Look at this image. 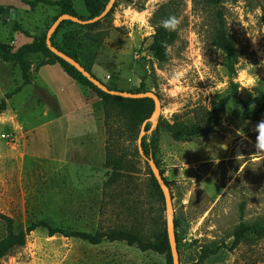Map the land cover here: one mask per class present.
<instances>
[{
  "label": "rangeland",
  "instance_id": "374dc122",
  "mask_svg": "<svg viewBox=\"0 0 264 264\" xmlns=\"http://www.w3.org/2000/svg\"><path fill=\"white\" fill-rule=\"evenodd\" d=\"M74 6L78 15L90 16L84 0ZM126 10L146 13L144 22L131 20ZM59 14L56 7L0 0V42L14 48L30 43L33 38L16 28L44 36ZM100 22L86 52L89 57L97 51L93 74L114 89L151 91L161 100L157 123L147 124L143 139L170 184L180 263L197 264L201 247H217L199 264H264V238L248 236L233 247L241 222L264 220V115L259 122L247 120L236 101L252 112L264 103V0H117ZM70 33L82 37L85 31L64 27L56 43L62 46ZM221 37L237 51L231 67L217 46ZM167 39L174 40L170 46L161 42ZM30 60L32 84L0 112V213L14 219L17 231L43 220L90 234L129 229L156 240L167 215L138 152L142 125L120 99H101L59 64L42 65L43 55ZM241 73L253 83L241 84ZM17 84L18 64L0 59V104ZM6 234L0 219V241ZM12 259L167 264L166 255L126 242L92 245L50 237L43 229L0 264Z\"/></svg>",
  "mask_w": 264,
  "mask_h": 264
},
{
  "label": "trees",
  "instance_id": "16d2710c",
  "mask_svg": "<svg viewBox=\"0 0 264 264\" xmlns=\"http://www.w3.org/2000/svg\"><path fill=\"white\" fill-rule=\"evenodd\" d=\"M23 3L29 5L31 8H36L39 5H46L51 7H56L60 9L59 16L63 14H69L72 16L79 17L83 20L94 18L100 15L106 5L110 0H84L85 6L90 13L89 17H82L78 15L76 8L74 6V0H21ZM58 16V17H59ZM111 16V12L106 16L105 19H108ZM57 17V18H58ZM56 18V19H57ZM54 20V22L56 21ZM101 22H97L94 24L89 25H79L71 21H64L60 24L56 32L52 36V44L54 47L59 49L60 51L66 53L76 61H78L88 72L92 74L95 78L96 77L92 72V66L97 57V51L94 53H90L89 57L86 55V52L92 48L91 40H93L90 32L95 30L100 26ZM68 26L79 27L85 31L82 33V37H79L81 34H73L70 33L67 35L69 40H64L63 45H59L56 43V35L64 28ZM16 31H20L24 33L28 37H32L33 41L27 44H24L18 48H14L9 44L1 43L0 42V59L3 62L11 63L15 62L18 64L21 77H22V84H17L16 89L13 92L7 93L5 99L2 100L0 104V112H3L7 109V100L11 99L14 95L21 92L25 86L32 84V67L33 63L30 60L32 55H43L46 58V61L42 63V65H56L59 64L63 71L74 81L79 83L84 87H88L94 90L101 99H115L118 98L122 102L125 103L126 109L128 113L133 117V120L140 125L147 120H149L154 112L155 104L154 101L150 98H143V99H126L120 98L116 96H111L106 94L105 92L101 91L97 88L93 83H91L86 77L83 76L81 72H79L74 66L68 64L64 60L60 59L56 55H54L47 46L46 38L47 32L44 36H33L28 31L24 30L21 27H17ZM174 40H161L165 46H170ZM91 45V47H90ZM217 46L223 50L226 54V57L229 61L230 67L236 64V49L233 44L230 43L225 37L219 38L217 42ZM100 80V79H99ZM101 81V80H100ZM103 82V81H101ZM110 89H114L106 84ZM123 91V90H122ZM133 93H140V92H148L143 90L137 91H128ZM238 104L243 107L242 114L243 116L252 122H259L264 115V103L261 104L255 112H252L248 105L241 100L240 98H236ZM146 131H149V128L146 126ZM178 137V136H176ZM142 146L144 153L147 157L152 156L157 166L159 167L158 161L156 160L155 151L152 148V145L146 140H142ZM139 152V150H138ZM149 165V164H148ZM150 167V166H149ZM151 181L153 184V188L158 192L162 202L165 204V199L162 193L161 188L159 187L158 181L156 180L155 176L153 175L151 169ZM161 175L164 177V173L161 172ZM166 184L169 186V182L164 178ZM0 219L4 222L7 230L6 236L0 241V260L4 257L11 254L14 250L24 247L27 243V237L34 231L38 229H43L47 231L50 237L55 235H62L68 238H76L84 240L92 245H99L104 240L109 242H126L129 246H136L143 252L153 251L160 255H166L167 257V264H173L170 242L167 232V222L164 223L166 228L164 227L163 232H161L156 240L148 239L146 237L141 236L138 233H134L129 229H120V230H112V231H104L96 234H90L87 232L77 231V230H66L60 227H54L50 225L47 221H37L30 223V225L25 230H16L15 228V221L13 218L6 216L0 213ZM175 228L177 227L176 222ZM176 231V230H175ZM234 242L233 247H237L240 245L248 236H254L256 239H263L264 238V220L261 221L258 225L257 224H248L245 222H241L237 229L235 230L234 234ZM176 238L178 243V250L180 254L179 248V237L176 232ZM220 251V248L217 247H201L200 256L198 259L197 264L204 262L207 258L211 255H216Z\"/></svg>",
  "mask_w": 264,
  "mask_h": 264
},
{
  "label": "water",
  "instance_id": "95a60500",
  "mask_svg": "<svg viewBox=\"0 0 264 264\" xmlns=\"http://www.w3.org/2000/svg\"><path fill=\"white\" fill-rule=\"evenodd\" d=\"M116 1L117 0H110L109 3L106 5V8L104 9V11L100 15L94 18H91V19L83 20L79 17L72 16L69 14H63L59 16L47 32L46 43H47L48 48L54 55L64 60L68 64L74 66L79 72L83 74L84 77H86L91 83H93L97 88H99L101 91L105 92L106 94H109L111 96L120 97V98H126V99L150 98L154 101V104H155L154 112L151 118L145 121L142 125L141 133L138 139V142H139L138 150H139V154L149 164L150 169L153 175L155 176L156 180L158 181L159 187L162 190V193L165 199V207H166V215H167V220H166L167 232H168V237H169V242H170L173 264H181L180 254L178 250V243H177V238H176V231H175L174 204H173L172 193H171L169 186L166 184L164 177L161 175V171L159 167L157 166L155 159L152 156L147 157L144 153L143 146H142V140L146 133L145 128L147 124L151 123L152 128H153L157 123V118L162 109L160 97L156 93L151 92V91L133 93V92H128V91L110 89L106 84H104L99 79L92 76V74L88 72L78 61H76L75 59L67 55L66 53L60 51L59 49L54 47L52 44V36L56 32V30L58 29V27L60 26L62 22L71 21L79 25H89V24L100 22L104 20L106 16L111 12V10L114 8ZM7 13H10V10H8ZM7 17L10 18L9 15H7ZM14 17L15 16L11 18H14Z\"/></svg>",
  "mask_w": 264,
  "mask_h": 264
},
{
  "label": "clouds",
  "instance_id": "9594fccd",
  "mask_svg": "<svg viewBox=\"0 0 264 264\" xmlns=\"http://www.w3.org/2000/svg\"><path fill=\"white\" fill-rule=\"evenodd\" d=\"M125 15L130 16L131 20L133 21H140L141 23L144 22V16L146 15V13H136L133 10H126ZM172 24H175V20L172 21ZM166 27L168 26L167 24L165 25ZM240 83L243 84L244 86H247L249 84L253 83V80L249 77H246L245 73H241L240 74ZM179 90V89H177ZM260 132H261V137H260V147L264 148V124H262L260 126ZM199 227V224H197L196 226H194L192 228V232L195 233L196 228ZM10 264H15V260L12 259L10 260Z\"/></svg>",
  "mask_w": 264,
  "mask_h": 264
},
{
  "label": "crops",
  "instance_id": "0c3cea01",
  "mask_svg": "<svg viewBox=\"0 0 264 264\" xmlns=\"http://www.w3.org/2000/svg\"><path fill=\"white\" fill-rule=\"evenodd\" d=\"M74 2H75V0H74ZM18 48V47H17ZM128 80V79H127ZM128 81H131V80H128Z\"/></svg>",
  "mask_w": 264,
  "mask_h": 264
}]
</instances>
